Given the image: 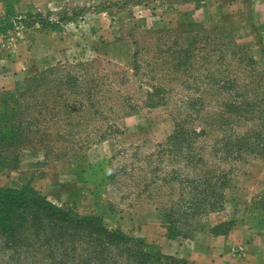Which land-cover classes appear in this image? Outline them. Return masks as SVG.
<instances>
[{"label": "rangeland", "instance_id": "obj_1", "mask_svg": "<svg viewBox=\"0 0 264 264\" xmlns=\"http://www.w3.org/2000/svg\"><path fill=\"white\" fill-rule=\"evenodd\" d=\"M18 1L0 0V67L35 74L13 80L10 90L3 86L0 137L26 139L6 149L0 166L38 162L37 176L70 166L69 178L50 186L48 201L97 215L107 229L131 238L118 245L125 264H139L129 252L142 249L187 264L151 242L153 225L191 239L251 220L264 225V161L230 163L217 158L222 151L209 152L228 142L218 124L226 122L222 107L230 95L238 91L247 102L264 96V31L252 24L196 28L199 20L187 16L186 6L181 14L151 19L153 0H56L53 8L51 0ZM180 1L167 0V8ZM101 9L109 15L98 30L91 12ZM115 41L131 42L126 54L112 60L99 53L101 43ZM52 70L56 79L72 78L76 93L51 94L34 83ZM25 118L51 130L23 132ZM207 122L216 123L208 135L192 134ZM180 136L195 150L187 151ZM201 157L221 168H197ZM110 256L116 260L114 252Z\"/></svg>", "mask_w": 264, "mask_h": 264}, {"label": "trees", "instance_id": "obj_2", "mask_svg": "<svg viewBox=\"0 0 264 264\" xmlns=\"http://www.w3.org/2000/svg\"><path fill=\"white\" fill-rule=\"evenodd\" d=\"M54 74L57 73L48 71L36 77L34 83L39 86L43 83V88L50 93L54 89L60 94L68 93L69 96L76 93L79 87L73 84L72 78L67 76L65 79L62 74L60 79H56ZM260 80L264 85V78ZM237 92H233L231 99L222 107L226 122L223 126L217 123L222 129L226 128L223 133L227 135L225 139L228 142H224L222 149L209 152L219 154L222 151L225 156L217 158L226 162L229 160L230 163L245 161L246 157L264 161V96L259 100L249 99L247 102V99L241 100L242 96ZM52 102L56 101H51V104ZM3 109L6 110V105ZM74 110L78 112L77 107ZM37 119L25 118L23 123L26 128L23 132L35 129L36 133H46L51 130L48 125L41 128ZM223 122L224 120L219 121ZM215 124L207 122V128L192 134L202 138L208 135L209 129ZM246 127L248 132L242 131ZM3 130L7 131V128ZM23 139L26 138L18 134L0 137V156L7 148L15 144L21 145ZM177 140H183L187 151L195 150L191 140H186L183 136ZM39 144L43 145V142L40 141ZM177 149L182 150L179 147ZM198 162L197 168L202 170L215 166L221 168L219 164L210 162L208 157H201ZM2 167L18 168L8 162ZM223 173L225 175L226 172ZM102 219L97 215H82L60 209L31 187L0 191V264H125L123 245L121 249H118V245L132 239L121 230L110 231L103 225ZM136 245L144 247L142 242ZM84 246L89 248L80 255L81 247ZM111 251L116 254V260L110 256ZM129 253L138 255L139 264H177L174 257L161 253L150 254L145 249L132 250Z\"/></svg>", "mask_w": 264, "mask_h": 264}, {"label": "crops", "instance_id": "obj_3", "mask_svg": "<svg viewBox=\"0 0 264 264\" xmlns=\"http://www.w3.org/2000/svg\"><path fill=\"white\" fill-rule=\"evenodd\" d=\"M15 1L19 3L18 0ZM166 1L151 2V19L166 18L168 14H181L187 8V16L199 20L194 26L196 28L244 29L248 24H252L253 28L260 32L264 31V0H183L175 2L178 5L176 9L167 8L170 3ZM55 2L56 0H51L49 7L53 8ZM184 6L186 7L182 9ZM91 14L93 16L95 14L99 24L97 29H104L105 26L101 22L106 19L107 14L109 15L108 11L94 10ZM64 17L68 18L67 15ZM235 22L238 25H235ZM130 44V41L101 43L99 53L116 60L120 52L126 54ZM6 66V69L0 67V110L2 109L1 94H4L3 86L8 85L6 89L10 90L13 80L35 74V71H31L30 68L15 72L12 66ZM20 164V167L16 169L0 166V191L31 187L47 197L50 186L65 182L72 172L70 166H65L64 172L58 167H53L46 174L37 176L35 172H40L38 162L31 164L21 162ZM156 209L155 207V213ZM142 211L144 209H141L140 213ZM82 215L93 214L83 213ZM139 217L138 221L142 219L141 214ZM157 218L158 221H162L161 214ZM151 242L159 246L165 254L178 255L187 264H264V225L257 226L252 220L238 224L226 234L210 231L197 235L194 239L186 236L174 238L162 229L161 225H153L151 226Z\"/></svg>", "mask_w": 264, "mask_h": 264}]
</instances>
